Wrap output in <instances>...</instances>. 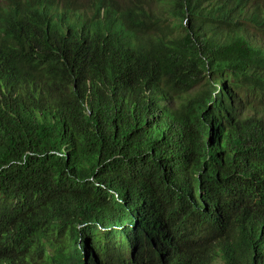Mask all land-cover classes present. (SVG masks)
<instances>
[{
	"label": "trees",
	"instance_id": "trees-1",
	"mask_svg": "<svg viewBox=\"0 0 264 264\" xmlns=\"http://www.w3.org/2000/svg\"><path fill=\"white\" fill-rule=\"evenodd\" d=\"M263 111L264 0H0V264H264Z\"/></svg>",
	"mask_w": 264,
	"mask_h": 264
},
{
	"label": "clouds",
	"instance_id": "clouds-1",
	"mask_svg": "<svg viewBox=\"0 0 264 264\" xmlns=\"http://www.w3.org/2000/svg\"><path fill=\"white\" fill-rule=\"evenodd\" d=\"M264 112V111H263ZM259 114H263L262 111L259 113ZM151 230V229H150ZM186 240L187 241V238L185 236H179V237H176L173 239L175 243L177 244H185L186 241H180V240Z\"/></svg>",
	"mask_w": 264,
	"mask_h": 264
}]
</instances>
